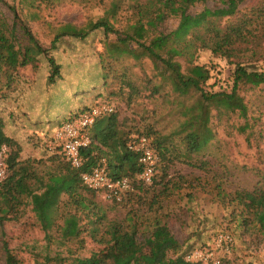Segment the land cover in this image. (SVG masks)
Here are the masks:
<instances>
[{
  "label": "trees",
  "instance_id": "obj_1",
  "mask_svg": "<svg viewBox=\"0 0 264 264\" xmlns=\"http://www.w3.org/2000/svg\"><path fill=\"white\" fill-rule=\"evenodd\" d=\"M133 1L129 6L133 22L129 20L124 29L115 27L121 3L112 2L103 16L84 26H62L50 48L42 45L31 28L21 21L15 8H12V24L0 21V100H5L9 109L0 113V147L7 145L11 149L7 158L8 174L0 183V233L4 236V224L20 221L29 208L34 221L26 228L38 227L47 241L44 250L35 255L38 264H88L97 257L110 260L114 252L126 255L127 246L138 239L140 228L150 223L152 214V221L146 226L153 228L150 236L158 229L169 230L160 213L165 201L182 189L185 180L171 177V165L179 161L208 174L210 162L199 156L206 155L216 138L213 120L236 115L245 121L239 127L241 133L253 126L249 106L241 92L243 88L264 86V0L255 7L245 8L240 6L247 0H220L222 7L205 8L196 13L191 9L205 5L207 0ZM0 3L6 4L5 0ZM169 19L178 23L174 30L166 33L161 28ZM97 31L105 35V54L109 58L149 59L153 63L162 81L169 83L171 93L178 100L180 98L175 101L179 116L177 125L167 133L150 130L130 136V132L122 129L114 111L100 118L90 129L92 143L82 150L84 163L81 168L73 167L60 151L61 154L49 159L53 167L40 173L35 166L40 161L22 160L18 141L6 131L7 123L18 116L17 109L25 100L27 90L35 84L33 79H27L22 73L16 76V73L29 66L36 73L43 68L45 60L51 71L50 75L46 72L48 82L54 84L62 75L60 65L50 53L60 48L64 37L83 42ZM111 34L116 36L115 41H109ZM259 48L262 49L260 53ZM202 50H210L213 55L235 65L230 91L205 90L212 76L208 67L195 63ZM247 51H254L250 63L241 60ZM101 60L104 62L103 58ZM261 61L262 66H257ZM101 76L104 79L107 73ZM128 85L133 88L131 83ZM160 88L156 86L153 95L159 93ZM139 136L152 139L160 159L158 174L150 186L139 179L143 166L138 156L127 148L129 142ZM102 164L113 178H128L134 186L121 202L107 201L112 207L102 205L100 193L86 186L81 178L82 173ZM258 175L261 179L252 189L231 188L223 176L212 188L217 200L230 212L235 227L264 237V172L258 170ZM185 197L192 199V193H186ZM116 205L128 209L123 219L109 216ZM87 230L92 240L103 247L88 258L79 255L84 246L82 235ZM57 241L67 247L65 255L59 251L51 253L50 247ZM73 242L78 246L76 250L70 245ZM3 249L5 264H22L7 241ZM195 250L184 253L180 262L193 264L185 257ZM124 264H130V260Z\"/></svg>",
  "mask_w": 264,
  "mask_h": 264
},
{
  "label": "rangeland",
  "instance_id": "obj_2",
  "mask_svg": "<svg viewBox=\"0 0 264 264\" xmlns=\"http://www.w3.org/2000/svg\"><path fill=\"white\" fill-rule=\"evenodd\" d=\"M261 1L247 0L240 7H255ZM112 2L121 3L115 27L122 30L129 20L133 22V11L129 10L133 0H5L6 4L0 3V21L12 24V8H15L21 21L31 28L44 47L50 48L62 26H84L103 16ZM220 7V0H207L205 5H198L191 11L196 13L205 8L215 10ZM177 23V20L169 19L161 29L169 33L177 27ZM115 40L116 36L111 34L109 41ZM105 42L102 31L91 34L83 42L64 37L60 48L50 53L60 65L59 72L62 75L61 80L57 77L52 85L46 75V72L50 75L51 71H48L45 60L43 68L36 73L30 66L16 73V76L22 73L29 80L36 78L38 87L45 86V92L42 90L45 93L43 110H35V102L29 105L25 98L17 109L18 116L10 124L11 129L19 131L20 127L25 132L17 140L21 159L40 161L35 165L40 173L53 167L49 161L53 155L61 154V148L54 139L59 126L90 107L103 104L112 106L118 114L122 129L130 132V136L146 134L150 130L167 133L177 125L179 116L175 101L178 99L171 93L169 83L162 81L153 63L149 59H111L105 54ZM253 52L247 51L241 60L252 61ZM181 61L185 65V60ZM195 63L211 70L212 77L204 86L205 90H231L235 69L233 63L213 55L210 50L198 52ZM262 63L256 65L261 67ZM101 73H107V77L103 79ZM156 86L161 87L160 92L153 95ZM241 95L249 106L253 126L246 133H241L239 127L245 121L236 115H225L213 120L216 138L206 155L199 156L210 162L209 173L205 174L179 161L171 165V177H182L185 180L182 189L165 201L160 213L169 230L158 229L150 236L153 228L146 226L151 223L152 214L150 223L140 228L138 239L127 246L129 250L126 255L114 252L110 260L97 257V260L88 264H124L129 260L130 264H187L181 263L180 257L191 249L209 250L215 254L214 258L221 259L222 264H264V237L235 227L230 212L220 204L212 188L219 177L223 176L228 179L231 188L240 186L252 189L261 179L258 170L264 172V86L243 88ZM7 105L5 100H0L1 114L7 112ZM34 111L38 114L35 115ZM45 127L53 129L45 136H39L37 131ZM6 131L9 135V129ZM188 192L192 193L190 200L185 197ZM99 202L106 207L113 206L101 195ZM115 209L109 216L123 219L128 211L123 205H116ZM32 221L33 214L28 208L20 221L4 224L5 235L0 233V264H5V241L22 264H38L35 255L44 250L47 241L38 227L26 228ZM220 234H228L233 238L234 245L230 253L216 248V239ZM146 235L150 237L145 240ZM82 238L84 246L79 251L82 257L88 258L103 248L92 240L90 230L84 232ZM70 245L74 250L78 248L75 242ZM50 251L52 254L59 251L65 255L67 247L57 241L50 247Z\"/></svg>",
  "mask_w": 264,
  "mask_h": 264
},
{
  "label": "built area",
  "instance_id": "obj_3",
  "mask_svg": "<svg viewBox=\"0 0 264 264\" xmlns=\"http://www.w3.org/2000/svg\"><path fill=\"white\" fill-rule=\"evenodd\" d=\"M114 112L110 105H97L90 107L79 115L66 120L54 133V139L65 159L75 168L83 166L82 150L88 148L92 143L90 129L102 117ZM128 150L138 156L143 171L139 179L147 186L153 184L158 174L159 156L152 146V139L146 136L136 137L129 142ZM10 149L7 145L0 147V183L7 177V158ZM103 163L105 161L103 160ZM83 183L91 189L100 193L106 201L121 202L128 193L134 190L132 182L128 178H113L110 170L105 164L98 165L81 175ZM216 248L230 253L234 240L228 234H220L216 239ZM209 250H195L186 255L185 260L193 264H222L221 259L214 258Z\"/></svg>",
  "mask_w": 264,
  "mask_h": 264
},
{
  "label": "crops",
  "instance_id": "obj_4",
  "mask_svg": "<svg viewBox=\"0 0 264 264\" xmlns=\"http://www.w3.org/2000/svg\"><path fill=\"white\" fill-rule=\"evenodd\" d=\"M33 81H35V84H32L31 87H29V89L27 90V96H26L27 102H29V105H30V102L31 103L35 102L34 103L35 105L32 103L34 108H35V110H36V108H38L41 111V110H43V105H44V102H45L44 101L45 93H42V90H44V92H45V86L38 87L36 85V78H34ZM34 112H35L34 113L35 115L38 114V113H36V111H34ZM10 124H12V123L8 122L7 126H6V129L7 130L9 129V137H11V138H13V139H15L17 141L18 139H20L22 137V135H25L24 130H22L20 127H19V131L18 130L15 131V130L10 128V126H11ZM52 129L53 128H51V127H49V128H46V127L45 128H39L40 132L37 131V133L39 134V136L43 137V136L46 135V133H48Z\"/></svg>",
  "mask_w": 264,
  "mask_h": 264
}]
</instances>
